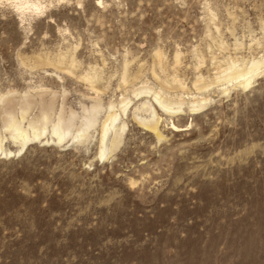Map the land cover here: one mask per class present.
<instances>
[{
    "label": "rangeland",
    "instance_id": "obj_1",
    "mask_svg": "<svg viewBox=\"0 0 264 264\" xmlns=\"http://www.w3.org/2000/svg\"><path fill=\"white\" fill-rule=\"evenodd\" d=\"M258 60L264 0H0V264H264Z\"/></svg>",
    "mask_w": 264,
    "mask_h": 264
},
{
    "label": "bare ground",
    "instance_id": "obj_2",
    "mask_svg": "<svg viewBox=\"0 0 264 264\" xmlns=\"http://www.w3.org/2000/svg\"><path fill=\"white\" fill-rule=\"evenodd\" d=\"M15 1H18V0H15ZM20 1H22V0H20ZM26 2V1H25ZM23 3V2H22ZM27 3V2H26ZM19 4V3H18ZM17 6V5H16ZM33 7H35L36 8V10L38 9L39 10V8H38V5H33ZM23 8V7H22ZM30 9V7L29 8H23V14L25 13L24 11H26V10H29ZM37 10V11H38ZM255 61V60H254ZM264 62H262V61H259L258 60V62H254V63H252V65H251V67L250 68H246V69H244V70H239L238 68H236V67H234L233 65H232V67H229V70H230V72L229 71H227V72H229V74L227 75V76H225L224 78H222V76H221V78L222 79H226L227 80V82H233V81H239L238 83L239 84H241V85H243L245 88H247V87H249L251 84H252V82H253V79L258 75V73H259V71H260V68H261V66H262V64H263ZM245 67V66H244ZM240 68V67H239ZM241 69V68H240ZM221 74V73H220ZM226 73H223V75H225ZM94 79V78H93ZM221 79V80H222ZM90 81V80H89ZM96 81V80H95ZM219 81V80H218ZM200 88V87H199ZM157 96V95H156ZM155 100H156V102L162 107V109H167V110H171L172 108L170 107V106H168V105H166L162 100H161V98H160V96L159 97H155ZM182 104V103H181ZM147 107V106H146ZM197 107H198V105H196V104H194L193 105V108H196L197 109ZM110 108H112V107H110ZM125 108V107H124ZM99 109V108H98ZM143 110V109H142ZM195 110V109H194ZM125 111V110H124ZM154 112V111H153ZM110 114V113H109ZM155 118H156V114L154 113V115H153V120H155ZM119 120V116H117L116 114H113V113H111L109 116H108V118H107V121H106V123L104 124L103 123V129H102V141L101 142H103V144H104V141L107 139V137H108V135H109V133H110V131H112L113 133H114V138H113V142L115 141V136L116 135H118L117 134V132L118 131H123L124 130V125L118 130V128H117V126L115 125L116 123H117V121ZM97 122V121H96ZM58 123V122H57ZM56 123V126L54 127L55 129H54V132L52 133L53 135H56L57 137H58V140L60 141V140H62L64 137H65V132L64 131H62V129H61V126H60V124H57ZM157 120H155L154 122H153V124H149V125H147V128H150L153 132H155L156 134H158V129H157V127H158V125H157ZM143 124V123H142ZM145 127V126H144ZM11 128L13 129V131H14V135H15V140H17V139H21V140H23L24 142L25 141H27L28 140V137H27V135L25 134V132L22 130V129H20L17 125H12L11 126ZM68 130V129H67ZM81 131V130H80ZM27 132H28V130H27ZM55 133V134H54ZM152 133V132H151ZM80 137H82L83 136V132H79V134H78ZM12 137V136H11ZM35 137H38L37 135H35ZM1 139V138H0ZM13 139V138H12ZM160 139H161V136H160ZM56 140H57V138H56ZM2 146V145H1ZM103 146V145H102ZM23 147V146H22ZM104 147V146H103ZM1 148V147H0ZM25 148H23L22 149V151L24 150ZM103 149V148H102ZM2 150V149H1ZM1 150H0V152H1ZM106 152V151H105ZM107 153V152H106ZM3 154V153H2ZM101 154V153H100ZM102 156H105V154L104 153H102L101 154ZM103 158V157H102Z\"/></svg>",
    "mask_w": 264,
    "mask_h": 264
},
{
    "label": "snow or ice",
    "instance_id": "obj_3",
    "mask_svg": "<svg viewBox=\"0 0 264 264\" xmlns=\"http://www.w3.org/2000/svg\"><path fill=\"white\" fill-rule=\"evenodd\" d=\"M59 2H60V0H56V3H59ZM97 2H99V0H97ZM52 6L55 7L56 4H53ZM77 6L80 7L81 5H77Z\"/></svg>",
    "mask_w": 264,
    "mask_h": 264
}]
</instances>
